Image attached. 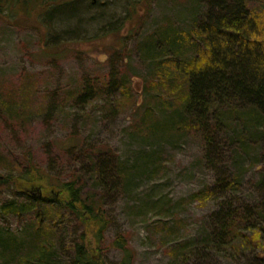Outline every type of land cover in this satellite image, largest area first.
Here are the masks:
<instances>
[{
	"label": "rangeland",
	"instance_id": "374dc122",
	"mask_svg": "<svg viewBox=\"0 0 264 264\" xmlns=\"http://www.w3.org/2000/svg\"><path fill=\"white\" fill-rule=\"evenodd\" d=\"M246 2L257 16L264 39V0ZM207 9L204 0H146L138 8L136 19L127 22L119 36L107 35L90 43L73 41L61 55L45 50V29L36 18L22 12L0 17V107L12 94L31 101L30 114L22 118L0 109V177L25 173L31 154L48 186H25L28 193L34 190L35 194L40 188L42 206L51 192H59L52 184L79 177L84 195L94 194L111 221L98 244L93 234L87 238L89 251L96 253L99 248L107 264L121 262V250L112 245L120 233L128 239L133 264H174L171 249L202 240L212 231L211 215L219 208L216 199L204 202L194 195L212 188L226 174L239 176L237 204H264V187L259 184L264 172V143L257 148L245 144L247 148L239 154V143L227 135L213 159L208 160L202 133L180 124L171 112L169 104L177 92L151 87L155 77L149 46L144 43L167 26L191 29L195 10L204 15ZM126 13V0H116L108 11L85 12L73 21L58 20L57 27L94 37L108 27L106 23H119L117 20ZM117 38H126L125 49H113ZM113 71L119 77L127 75L131 84L130 95L122 98L124 103L114 115L102 109L100 100L84 106L73 97L85 78L99 85L108 81ZM108 90L116 92L112 86L106 87ZM48 97L54 99L55 108L46 115L41 110ZM95 145L108 147L109 155L90 156L87 151ZM104 157L129 172L125 188L94 189L93 173L88 171L95 164L93 159L101 161ZM11 184H0V208L11 200L28 199ZM63 216V235L67 241L77 240L82 224L69 213ZM33 219V213H5L0 209V233L29 241ZM69 253L72 251L61 253L63 264H69ZM209 254L206 263L193 259L189 264H252L254 260L250 252L243 257ZM0 264H7L1 256Z\"/></svg>",
	"mask_w": 264,
	"mask_h": 264
},
{
	"label": "trees",
	"instance_id": "16d2710c",
	"mask_svg": "<svg viewBox=\"0 0 264 264\" xmlns=\"http://www.w3.org/2000/svg\"><path fill=\"white\" fill-rule=\"evenodd\" d=\"M114 1L0 0V17L22 12L36 18L45 29V50L61 55L68 50L65 46L73 41L90 43L107 35L119 36L125 24L136 19L138 8L146 0H126V16L117 20L119 23H106L108 27L97 36L86 37L72 28L58 30V20L67 18L73 21L85 12L108 11ZM204 1L208 9L204 15L195 10L191 29L167 26L151 35L144 45L149 46L152 77H155L151 87L172 94L177 92L169 104L171 112L178 116L180 124L202 133L207 159L211 160L227 135L239 143V154L247 148L245 144L257 148L264 143V39L257 16L250 12L246 0ZM117 39V46L113 49H125L126 38ZM110 86L116 92H106V87ZM130 88V78L127 75L119 77L113 71L109 80L99 85L85 78L73 97L84 106L100 100L102 109L112 116L124 103L122 98L130 95ZM53 100L48 97L41 110H45L46 115L55 108ZM30 105L29 97L25 99L12 94L2 100L0 109L22 118L30 114ZM87 153L92 157L109 155L105 145L92 146ZM92 161L95 164L88 173H93L95 190L123 189L130 181L129 172L113 164L109 158ZM29 162L25 173L0 177V184L12 183L17 193L28 196V201L11 200L0 209L5 213L34 214L29 241L16 234L0 233V256L5 263L63 264L61 253L72 251L69 264H107L99 248L94 253L89 251L87 244L90 233L98 244L111 223L102 202L97 201L94 194L84 195V185L75 175L57 186L52 184L51 187L58 188L59 192H51L46 204L40 205L44 195L28 193L25 185L39 184L44 188L48 185L43 183L44 176L34 165L31 154ZM259 184L264 187V172ZM240 188L239 176L226 174V178L218 180L212 188L194 195L204 202L216 199L219 208L211 215L212 231L202 240L184 242L171 249L174 264H189L193 259L206 263L210 252L235 254L236 257L250 252L254 258L252 264H264V204H237ZM64 213L78 218L83 226L77 240L67 241L63 235L61 220ZM112 245L122 252L119 264H133V252L124 234H118Z\"/></svg>",
	"mask_w": 264,
	"mask_h": 264
},
{
	"label": "water",
	"instance_id": "95a60500",
	"mask_svg": "<svg viewBox=\"0 0 264 264\" xmlns=\"http://www.w3.org/2000/svg\"><path fill=\"white\" fill-rule=\"evenodd\" d=\"M37 190H38V191H37L38 194L41 196V195L43 194L42 191L40 190V188H38ZM29 192H30L31 194H35V193H34V190H30Z\"/></svg>",
	"mask_w": 264,
	"mask_h": 264
}]
</instances>
